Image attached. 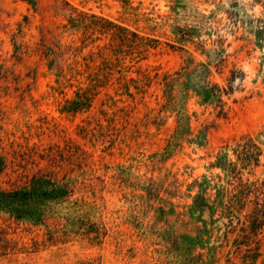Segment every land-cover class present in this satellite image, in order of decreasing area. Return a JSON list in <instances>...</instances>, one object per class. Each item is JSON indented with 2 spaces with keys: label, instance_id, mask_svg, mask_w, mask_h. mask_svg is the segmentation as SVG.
I'll list each match as a JSON object with an SVG mask.
<instances>
[{
  "label": "rangeland",
  "instance_id": "obj_1",
  "mask_svg": "<svg viewBox=\"0 0 264 264\" xmlns=\"http://www.w3.org/2000/svg\"><path fill=\"white\" fill-rule=\"evenodd\" d=\"M0 155L3 188H73L0 212V264H264V0H0Z\"/></svg>",
  "mask_w": 264,
  "mask_h": 264
},
{
  "label": "trees",
  "instance_id": "obj_2",
  "mask_svg": "<svg viewBox=\"0 0 264 264\" xmlns=\"http://www.w3.org/2000/svg\"><path fill=\"white\" fill-rule=\"evenodd\" d=\"M79 99L71 102L70 109L75 111L85 107L87 104L86 95H80ZM236 161L228 162L227 173L233 178H238V185L235 193L231 194L227 203L224 204L226 214L233 218L236 213H241L249 193L257 196L261 192L259 186L254 182L243 181L238 168L240 163L248 164L259 161L262 151L254 143L252 138H247L243 144H238L236 149ZM6 167V160L0 155V175ZM73 188L68 183H59L48 175H35L30 182L21 187L6 189L0 186V212L7 213L16 220H27L33 223L43 222L45 217L53 211L55 206L66 201L72 194ZM258 204V202H257ZM261 204V203H260ZM264 206V203H262ZM256 215L252 218L251 232L255 235L264 225V210L256 209ZM262 211V215L261 212Z\"/></svg>",
  "mask_w": 264,
  "mask_h": 264
}]
</instances>
